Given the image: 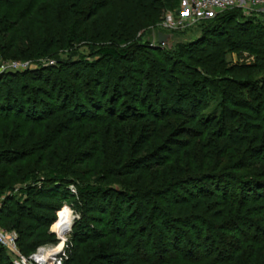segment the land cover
<instances>
[{"label": "rangeland", "instance_id": "obj_1", "mask_svg": "<svg viewBox=\"0 0 264 264\" xmlns=\"http://www.w3.org/2000/svg\"><path fill=\"white\" fill-rule=\"evenodd\" d=\"M186 1L187 0H181L177 7L173 5L172 1L165 2L163 7H160L154 12L151 9H140L135 3L136 0H0V36L3 38L2 45L4 46L2 51L3 53H8V55L5 54L6 57L5 55H0V65H7L13 62L19 66L26 65L24 68L25 70L13 73H24L36 68L54 67L57 63L71 65V63H80L84 60L89 61V59L90 61H94L99 57L98 50L102 48L129 51L130 53L128 59L124 61L101 60L97 68H93L92 70L85 69L81 65L73 67L72 69L76 70L77 73L74 72L73 75H70L76 77L77 74L81 77L78 84H74L73 81L67 77L70 75H65L63 73L58 75L55 74L56 71L53 72L54 75H51V78H59L61 83H64L63 81L66 80V86L70 85L71 87V85H73L74 90H76L78 86H81L84 91H87L85 92L86 101L82 106L83 112L90 114L86 118V128H84L82 132L75 131V127H72L73 124L69 123L72 121L71 119L73 116L71 117L66 113H61L58 115L57 121L49 122L47 125L50 127L57 123V132L63 129H68L69 131L61 134L54 143L50 144V147H47V145L52 142L51 140L55 135L52 136L46 134L45 131H39L34 124L24 119V117H12L7 121L10 136L8 141L14 142L20 135L24 137V139L18 141L15 146L12 144L9 145L10 142L6 141L8 142L7 147L9 149L20 148L24 153L23 155L28 156L22 160L16 161L13 166L4 168L6 171V183H3L4 185L2 186V189L4 188L2 199H14L18 202H22V200L25 199L24 188L31 184L32 181L26 182L24 180H18L14 178L16 174L30 173L29 175H33V177H35L34 179L40 180L42 184L45 183V178H50V176L45 171L46 168L44 162H42L43 156L40 150L45 148L49 151L55 149L54 151L60 152L67 161V167L74 173L72 176L80 182L79 188H84L88 185L91 190H98L99 196L101 195V189L108 190L114 188L121 191H131L132 189L138 188L143 190L147 189L145 192L147 193V195H145L146 201L144 202L148 205L149 212L153 213L154 217L157 213L156 217H159L158 210H166L169 214L170 224H172L170 228L167 227L168 229L165 228V224L162 229L158 227L156 230H151L155 232L158 231L157 233L160 235L162 232L163 236L165 233L170 239V244H164L165 237L159 236V239H157V242L161 241L159 245L161 247L164 246L161 248V251H159L162 252L164 250V258L167 256L165 255V251L176 253L177 247L171 245V241H173L174 237V230L176 229L179 230L177 231L179 237L187 234L186 237L189 236V240H192L194 243L190 244L189 247L184 237L181 246L189 247L193 251L199 249L196 246L199 245V242L198 244L196 242V236H198L199 233L209 235V238L213 240L214 236H219V238L223 236L222 230L225 229L226 225H229L226 224L227 207H225L224 204H220L219 201L214 199H205L202 202H193L189 206L181 205L174 208L168 204V202L171 197L172 199L175 198L173 194L178 192L175 190L176 188H172L170 191L166 186L168 185L167 182L174 181L176 184L178 183L177 187H182L185 191H188L191 188L187 186L186 180V185L183 184L184 179L189 180L191 177H198L201 173L209 172L213 169H217L218 171H224L225 169V172L228 171L227 173H230V175H237V178L243 177V175L252 176L256 169H259V171L261 170L259 167H254L253 170H251L248 164H245L246 168L243 170H234L236 166L239 167L238 164H232V160L238 159L237 156L228 158V160L225 159L222 164H220L223 158L222 153H219V158L209 157L207 152L214 151L209 145L212 141V135L217 137V139L223 140L224 136L229 134L227 128L230 127L232 130L234 129L227 119L222 124H219L217 121V124L213 122L207 125H202V123L199 124L200 136L197 137L196 134L194 136L187 133H183L178 138L171 137L173 139L185 140L186 143L179 145L175 143V145L169 146L172 147V152H169L170 150L162 152L161 150V156H159V158L149 160L150 162L148 161L149 163H147L149 166L146 164L141 166L130 178H110L109 176L111 173L108 172L113 171L112 169L119 156V144L116 140H118L121 135V137H124L126 140L125 149L127 153L129 154L133 149V144L130 141L131 128L128 126L113 128L108 123L109 118L115 117L111 116L106 111L110 106L114 109L113 111L116 114L127 108L129 109L126 111L127 113L133 114L139 112L141 114H148L149 116L153 111L158 113L162 111L161 106L158 104L160 103L163 104L166 111L163 116L164 119H170L168 109H171L172 103H175L174 107L179 109V105L188 108L191 102L189 98L186 99L184 103L183 101H181L180 104L175 102L176 88L182 81L179 72L184 71L191 74L198 73L202 68L205 74L207 73L209 75L210 79L222 81V79L227 77L229 81H233L234 83H225V85L230 87L231 98L235 101L238 100V96H243L244 98H251L252 103H255L257 100L256 96L260 97L264 95V59L256 60L253 56H249L246 51L243 52V50L250 45V42H246V40L252 41L251 35L253 32H244L241 34L236 30V25L234 23L226 25L225 27L229 29L224 30L226 28L220 20L210 24V21H213L212 18H208L209 20L207 18H202L197 22H191L183 15ZM101 4L105 5V8L99 12L98 16L92 18L89 22H85V20L89 18L92 8H96ZM234 11L236 12L235 17L239 16L241 19L255 20L264 24V3L255 7L244 6L243 8H234ZM118 13H123L125 15L124 19H120L125 22L126 26L124 30L117 29L116 24H114V22L117 23L115 17H118ZM7 18L10 19V23L4 20ZM72 23L78 25L81 32L86 35V40L76 41L68 45H63L59 41L57 47L45 53L44 45H40L45 41L43 33H52V36L57 37L59 40L60 36H63L64 31L67 30V25ZM212 30L216 31L215 33H223V37L229 36L233 41H236L238 38L239 40L243 38V41L240 40L243 46L240 45L239 49H232L223 44L213 45L207 41L205 43L202 42L207 46L205 52L202 53L196 52L194 47H190L191 43H196V41H199L201 38L205 39V37H209L208 35L212 33ZM158 33L171 36V39L166 45L158 44ZM256 35H259L261 38V34ZM262 38L264 39V37ZM11 44H13L14 47L11 46ZM177 47H183V58L177 56ZM199 47H203V44ZM157 48L174 54L172 59H181L177 60L176 63H171L172 59L169 61V59L164 56L161 58L153 51ZM9 49L12 50L8 52ZM14 51H16V55ZM208 55H212V60H210V62L205 59ZM18 56L20 57L17 58ZM12 57L16 58L12 59ZM201 63L202 65H200ZM170 65L171 72L174 71L173 76L176 74L179 83L176 81V78L171 77V75L165 74L164 76L162 74L164 68ZM243 65L246 67L254 65V68L249 71L236 69V67H241ZM143 66L144 68L142 69ZM225 68H234V70L226 75L220 74L219 71L221 72ZM65 71L70 73L68 67ZM9 73L11 74L8 69L7 71L0 72V76ZM98 74L100 79L97 78ZM141 78H143L145 84L142 90H140L137 105L131 101L127 93H133L132 96L134 95L136 90L139 89V83L142 81ZM94 83L100 84L95 98H93L94 94L91 92ZM236 83L241 84V87H238ZM247 83H251L253 87L256 88L257 91L255 94L250 93V96H246L244 92L245 89L247 91L251 89L247 86ZM117 91L123 94L124 100L116 101L118 99V94L116 95ZM241 92L243 95H241ZM94 102H99V106L97 104L94 105ZM50 103L54 105L57 104L56 100H52ZM205 103L206 105L204 106L203 103L198 111V118L201 120L206 116H210V119H215L219 112L216 100L206 101ZM25 107L26 105L23 107L24 110L26 109ZM100 108H102L101 111H98ZM192 112L193 109L190 108L188 115H191ZM239 112L240 117L238 126H241L244 121L243 116L245 111ZM182 113L183 112H180V115L184 116ZM188 120L193 122V118H188ZM3 122L6 121L0 119V131L4 129L3 126L6 124ZM196 122L197 120L195 123ZM44 124H46V122ZM184 125L189 127L187 124ZM232 130L229 135L234 137H231L232 140H234L236 134H239V130L237 133ZM157 131V134L154 135L144 153L152 152L154 148L159 147L168 139L167 133L163 128H158ZM221 136L223 138H219ZM39 138L41 141L38 143L37 141ZM242 138L246 139L244 147L247 148L252 142V139H255V132ZM257 140L263 145L264 134L260 132ZM232 142L233 141L229 142L232 148L226 153L225 157H227V155L228 157L235 155L232 154L235 151V148L231 145ZM203 153H206L208 157ZM203 156L207 157V163L204 162L206 160H204ZM125 162H128V160L125 159L124 163ZM156 163H163V165L158 169L155 166ZM151 166L152 168L150 170L149 167ZM10 180L11 183L7 184ZM142 183H144L143 186ZM158 184H160L161 188L156 186ZM39 185L41 184L39 183ZM69 189L75 193V188H73V186L70 185ZM149 190L155 193L148 194ZM168 191L170 192L169 194ZM152 195L154 196L152 197ZM94 198H96V205L93 201ZM94 198L88 196L87 203L85 204H83L79 198L64 203L60 211L56 212L55 217L47 228H38L34 226V222H27V225H31V231L34 232L33 236L25 241V236L31 234L30 226H28L29 230L27 229L28 231H25L24 236H22V245L17 244L18 253L3 248L4 250L0 253V264H18V256L30 258L38 249H46V251L54 252L52 256H55V259L60 261L61 264H93L101 248L107 247L109 250H113L115 242H113L114 239L111 240V238H100L95 244L87 243L81 245L79 254H76L73 250L74 244L71 232L73 226L80 219L82 211H85L90 227L93 226L96 231L101 230V222H103V220L102 216H99L98 213L101 203L98 202V197ZM2 199L0 207L2 205ZM7 210L9 211L10 220H15V216L12 215L15 213V208H6L4 213H7ZM155 210L157 211L155 212ZM39 215H41L44 222L49 220L47 215L43 213ZM64 215L71 218L69 227L72 226L69 232H64L60 229V224L63 221ZM6 219L5 216H2L0 221H6ZM172 219L173 221L185 219L186 222H184L187 226H185V224H179V222H173L171 221ZM188 219L189 222L187 221ZM201 222H205L212 227V231L200 232L199 227L204 224ZM152 224H154V221L151 219L150 223H148V227ZM178 224L180 226H178ZM132 227L133 230L127 231H134L136 227L134 225ZM245 230L248 229L246 228ZM214 244L215 245L212 246L214 249L219 248V250L222 251L223 243L222 248L220 247V243L217 241L215 242V240ZM33 248L34 250L36 248L34 252H28ZM141 250L145 251L146 249L142 247ZM199 254V259H196V261H179L177 264H211V262H213L209 258H206V255L203 256L200 252ZM196 257L195 253H193L191 258L195 259ZM203 257L205 258L202 260L201 258ZM220 257L223 258V260L219 259L213 263L235 264V262L226 260L227 256L225 253H222ZM130 264L137 263L131 261Z\"/></svg>", "mask_w": 264, "mask_h": 264}, {"label": "trees", "instance_id": "obj_2", "mask_svg": "<svg viewBox=\"0 0 264 264\" xmlns=\"http://www.w3.org/2000/svg\"><path fill=\"white\" fill-rule=\"evenodd\" d=\"M170 1H172L173 5L177 7L181 0H136L135 3L140 9H151L156 12L160 7L164 6L165 2ZM103 8H105V5L102 4L96 8H92L91 14L85 22H89L92 18L98 16ZM235 13L234 9L220 13L215 17H212L213 21H210V24L214 21L217 22L220 20L224 27L228 24L234 23L236 25V30L241 34L252 31V41L246 40V42H250V45L247 46L243 52L246 51L249 56H253L256 60L264 59V39L262 38L264 37V24L255 20L241 19L239 16L235 17ZM117 15L118 17H115L117 23L114 22V24H116L117 29L124 30L126 26L125 22L120 19H124L125 15L123 13H118ZM4 20L10 23V19L7 18ZM225 28L226 29L224 30L229 29L228 27ZM215 32L216 31L212 30V33L208 35L209 37H205V39L201 38L199 41H196V43H191L190 47H194L196 52L202 53L207 49V46L204 45L207 41L213 45L223 44L232 49H239L240 45L243 46V43L240 41L243 38H240V40L238 38L236 41H233L229 36L223 37V33ZM256 34H261V38ZM43 36L45 37V41L40 45H44L45 53H48L53 48L57 47L59 41L63 45H68L69 43L76 41L86 40V35H84L78 25H75L74 23L67 25V30L64 31V35L60 36L59 40L57 37L52 36V33H43ZM2 43L3 38L0 36V55H8L6 52L3 53L2 50L4 46ZM202 44L203 47H199ZM11 46L14 47L13 44H11ZM177 48V56L183 58V47ZM11 50L12 49H9L8 52ZM153 51H155L161 58L162 56L168 58L169 61L174 55L169 53V51L165 52V50L159 48L154 49ZM14 54L16 55V51H14ZM98 56L99 57L94 61H90L89 59V61L84 60L80 63H71V65L57 63L54 67L36 68L24 73H9L0 76V119L6 121L3 122L4 124L6 123L3 126L4 129L0 131V202L3 198L4 188L2 189V186L4 185L3 183H6V171L4 168L13 166L16 161L22 160L28 156H24V153L20 148L9 149L7 147L8 142H10L8 141L10 136L7 121L12 117H24V119L34 124L39 131H45L46 134L52 136L55 135L51 140L52 142H50L47 147H50V144L54 143L61 134L69 131L68 129H63L62 131L57 132V123L50 127L47 125L49 122L57 121L58 115L61 113H66L71 117L73 116L71 119L72 121L69 123L73 124L72 127H75V131L82 132V130L86 128L85 121L90 114H86V112L84 113L82 106L86 101L85 92L87 91H84V89L78 85H76L78 88L74 90L73 85H71V87L70 85L66 86V80L63 81L64 83H61L59 78H51V75H54L53 72L55 71V74L58 75L62 73L65 75H73V73H77V71L72 68L77 65L92 70L93 68H97V65L101 60L124 61L128 59L130 53L129 51H117L112 48H102L98 50ZM211 56L212 55L206 56V61L210 62V60H212ZM19 57L20 56L17 58ZM14 58L16 57H12V59ZM180 59L181 58L172 59L171 63H176V61ZM200 65H202V63ZM67 67L70 69V73L65 71ZM252 68H254V65H249L248 67L244 65L236 67L238 70L246 71H249ZM232 70H234V68H225L221 72L219 71V73L226 75ZM173 73L174 71L171 72V65L166 66L162 71L164 76L165 74L171 75V77L176 78V81H178L176 74L173 76ZM72 75L67 77L70 78L74 84H78L81 77L77 74L76 77ZM179 75H181L182 81L180 83L178 81L179 85L176 88L177 92H175V102L180 104V102L183 101L184 103L188 98L191 102L188 108L179 105L180 108L177 107L179 109H176V107H174L175 103H172L171 109H168L170 119H164L163 116L166 111L163 104L160 103L158 104L161 106L162 111L159 113L153 111L149 116L148 114H141L139 112L133 114L127 113L126 111L129 110L127 108L116 114L113 111L114 109L108 105L110 107H108L106 111L111 116H115L114 118H109L108 123L113 128H118L119 126L130 127V141L133 144V149L128 154L125 149V138L121 137V135L120 138L116 140L119 144L120 152L115 162L116 166L114 165V168L112 169L113 171H108L111 173L109 177L120 179L130 178L141 168V166H144L145 164L148 165L147 163L150 162L149 160L159 158V156H161V150L162 152H165V150H170L169 152H172V147L169 146H173L175 143L178 145L186 143L185 140L173 139L171 137L178 138L183 133L194 136L196 134L197 137L200 136L199 124L202 123V125H207L211 122L217 124L216 121L219 124H222L227 119L228 122L231 123L230 125L234 128V132L237 133L239 130V134H236V138L232 140L234 137L229 135L232 129L228 127L227 130L229 131V134L224 136V138L222 137L223 135L219 137L223 138V140L217 139V137L212 135V141L209 145L214 151H209L207 154H209V157L219 158V153H222L223 158L220 161V164H222L225 159L228 160V158H234L237 156L238 159L232 160V164L239 165V167L236 166L234 168L236 171L245 169V164H248V167L251 170H253L254 167H259L261 170L259 171V169H256L252 176L243 175V177L237 178V175H230V173H227L228 171L225 172V169L224 171L213 169L209 172L201 173L198 177L194 176L189 178V180L184 179L183 184L186 185L187 183V186H190L191 188L188 191H185L182 187H177L178 183L176 184L174 181L167 182L168 185L166 186L170 191L172 188H176L175 190L178 192L173 194V197L175 198L172 199L171 197L168 202V204L174 208L181 205L189 206L193 202H202L205 199H214L227 207V213L225 212L227 217L226 224L229 225H226L225 229L222 230L223 236L220 238L219 236H214L215 242H219L221 248L223 243L222 251L219 250V248L214 249L212 247L215 245L214 240L210 239L209 235H204L202 233H199L198 236H196L197 244L199 242V245L196 246L199 249L193 251L189 248L190 244H194L192 240H189V236L186 237L187 234H185L184 236L181 235L179 237L177 234V231L179 230L176 229L174 230L173 241H171V245L177 247L176 253L165 251V255L167 256L164 258V250L159 252L164 246L161 247L159 245L161 244V241L157 242V239H159V236L165 237L164 244H170V239L165 233L163 236L162 232L160 235L157 233L158 231L155 232L151 230H156L158 227L162 229L165 224V228L168 229L172 224H170L169 214L166 210L157 209L160 216L156 217V213V218L153 213L149 212L148 205L144 202L146 201L145 195H147V193L145 192L147 189L143 190L138 188L132 189L131 191H121L114 188L108 190L101 189V195L99 196L98 190L93 191L88 185L84 188H79L80 182L72 176L74 173H72L71 169L67 167L68 163L62 154L60 152H55V149L49 151L46 150V148L40 151L42 152V162L45 164V171L50 178H45V183L42 184L40 180L34 179L35 177H33V175H29L30 173L16 174L14 178L18 180H24L26 182L32 181L31 184L24 188L25 199L22 200V202L15 201L14 199H2L0 219L2 216H5L7 219L6 221H0V225L6 230L15 231L18 234V245H22V236H24L25 231L29 230L28 226H30L31 234L25 236V241L26 239L31 238L34 234V232L31 231V225H27V222H34V226L38 228H47L55 217L56 212L60 211V208L64 203L79 198L82 203L85 204L87 203V197L91 196L93 198L98 197V202L101 203L100 208L98 207L99 216H102L103 220V222H101V230L96 231L93 226L90 227L85 211H82L81 209L82 214L80 219L73 226L71 232L74 244L73 250L76 254H79L81 245L87 243L95 244L100 238H111V240L114 239L113 242H115L113 250H109L107 247L101 248L98 252V256L95 257V262L93 264H130L131 261L137 264H177L179 261L185 262L191 260L196 261V259L198 260V255H200L199 252L203 254V256L206 255V258H209L213 262H216L219 259L223 260L220 256H222V253H225L227 256L226 260L235 262V264H264V144L262 145V143L257 140L260 132L264 134V95L259 93L261 96H256L257 100L255 103H252L251 98H244L243 96H238V100L235 101L231 98L230 87L225 85V83L232 84L234 82L231 80L229 81L227 77L222 79V81H217L212 78L210 79L209 75L207 73L205 74L203 68L198 73L191 74L182 71L179 72ZM97 78H99V74ZM141 79L142 81L139 83L138 87L139 91L136 90L133 96V93H127L128 96H130L131 101L137 105L140 90H142L145 84L143 78ZM236 85L241 87V84L239 83H236ZM247 86L251 89H248V91L245 89L244 92L246 96H250V93L255 94L257 91L256 88L253 87L251 83H247ZM99 87V83L93 84V90H91L94 94L93 98L97 95ZM116 95L118 98L116 100L117 102L122 99L124 100L123 94L120 91H117ZM241 95H243L242 92ZM52 100H56L57 104H51L50 101ZM211 100H216L217 102L216 104L219 108L217 117L215 119L213 118V120L209 118L210 116H206L202 118L201 121L198 118V111L203 103L205 106V102ZM96 104L98 105L99 102H94V105ZM24 105H26L25 110L23 108ZM190 108L193 109V112L191 115H188ZM101 109L102 108L98 111H101ZM239 111H245L243 116L244 121L241 126H238V120L240 117ZM180 112H183L182 114H184V116L180 115ZM188 118H193V122H190ZM196 120L197 122L195 123ZM45 122L46 124H44ZM184 124H187L189 127H186ZM158 128H163L165 130L168 139L159 147L154 148L152 152L144 153L154 135L157 134L156 132H158ZM252 132H255V139H252L249 146L245 148L244 142L246 139L242 137L249 136ZM23 139V135H20L19 138L14 142H10L9 145L12 144L15 146L18 141ZM40 141L39 138L37 142L39 143ZM231 141H233L231 145L235 148V151L232 154L235 155H231L230 157L227 155V157H225L226 153L232 148L229 144ZM206 156H203L204 160H206L204 161L205 163H207L206 158L208 157ZM125 159H127L128 162L124 163ZM162 165L163 163H156L155 166L159 169ZM151 168L152 166L149 167L150 170ZM10 183L11 180L7 182V184ZM39 183L41 185H39ZM144 183H142V186ZM70 185L75 188V193L69 189ZM156 186L161 188L160 184ZM148 192V194L155 193L151 190ZM169 193L170 192L168 191V194ZM153 196L154 195H152V197ZM95 199L96 198L92 200L96 205ZM12 207L15 208V213L12 215L16 218L13 221L10 220L8 210L7 213H4L6 208ZM157 210H155V212ZM41 213L47 215L49 220L44 222L41 215H39ZM151 219L154 221V224H152L150 228L148 227V223H150ZM171 221H173V219ZM184 221L185 219L173 222H179V224H185V226H187L185 223L186 221ZM187 221L189 222V219ZM201 223L204 224L200 225V232L212 231V227L208 224L205 222ZM179 224L178 226H180ZM133 225L136 227L134 231H127L133 230ZM246 228L248 230H245ZM184 237L186 238L185 242L186 244H189V247L181 246ZM142 247L146 250H141ZM3 250L4 249L0 246V253ZM35 250L33 248L28 252L31 253ZM193 253H195V257H198L195 259L191 258ZM204 258L205 257L201 259L203 260ZM213 262H211V264H214Z\"/></svg>", "mask_w": 264, "mask_h": 264}, {"label": "built area", "instance_id": "obj_3", "mask_svg": "<svg viewBox=\"0 0 264 264\" xmlns=\"http://www.w3.org/2000/svg\"><path fill=\"white\" fill-rule=\"evenodd\" d=\"M264 3V0H187L185 2V11L183 12L184 17L191 22H197L202 18H212L216 15L228 11L234 8H243L244 6H258ZM24 66H19L16 63L11 64H2L0 65V72L7 71L17 72L25 70ZM29 67V66H27ZM7 69V70H5ZM17 241L18 234L15 231L5 230L0 225V246L9 251L17 252ZM41 249H38L37 252L30 258H24L18 256V264H61L60 261L55 259V256L50 258V263L41 261L43 258H37Z\"/></svg>", "mask_w": 264, "mask_h": 264}, {"label": "bare ground", "instance_id": "obj_4", "mask_svg": "<svg viewBox=\"0 0 264 264\" xmlns=\"http://www.w3.org/2000/svg\"><path fill=\"white\" fill-rule=\"evenodd\" d=\"M70 222H71V218L66 216V215H64L63 221L60 224V229L62 231H64V232L67 231L68 227L70 225ZM52 253H54V252L46 251V249H44V250L41 249L40 252H39V256L37 258H41L42 257L43 260H41V261L50 263V260H51L50 258L53 257Z\"/></svg>", "mask_w": 264, "mask_h": 264}, {"label": "water", "instance_id": "obj_5", "mask_svg": "<svg viewBox=\"0 0 264 264\" xmlns=\"http://www.w3.org/2000/svg\"><path fill=\"white\" fill-rule=\"evenodd\" d=\"M170 39H171L170 35H165V34H162V33H158V44L159 45H166ZM71 226L67 230L68 232L70 231Z\"/></svg>", "mask_w": 264, "mask_h": 264}]
</instances>
